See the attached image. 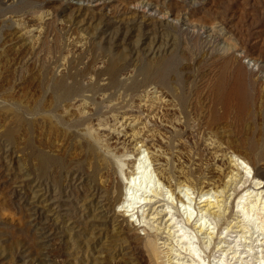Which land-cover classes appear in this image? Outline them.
I'll return each mask as SVG.
<instances>
[{
  "label": "rangeland",
  "instance_id": "obj_1",
  "mask_svg": "<svg viewBox=\"0 0 264 264\" xmlns=\"http://www.w3.org/2000/svg\"><path fill=\"white\" fill-rule=\"evenodd\" d=\"M30 26L42 30L32 43L21 32ZM172 60L166 86L153 74ZM239 71L259 97L231 99L224 112L219 86L229 90ZM150 85L167 100L154 129L171 183L223 191L220 210L205 214L214 233L194 230L206 264L264 261V236L236 207L255 180L222 156L239 154L264 185V0H0V264H165L169 247L197 264L169 241L166 206L144 208L140 241L122 234L123 184L89 133Z\"/></svg>",
  "mask_w": 264,
  "mask_h": 264
},
{
  "label": "bare ground",
  "instance_id": "obj_2",
  "mask_svg": "<svg viewBox=\"0 0 264 264\" xmlns=\"http://www.w3.org/2000/svg\"><path fill=\"white\" fill-rule=\"evenodd\" d=\"M148 7L149 5L147 4L146 8ZM38 19L43 20V14H39ZM41 31L35 26L24 27L21 30L22 34L30 39L31 43L35 38H38ZM214 32H217V30H210L208 37H213L216 34ZM218 33L219 35L217 36L222 40L221 48L224 52H229L236 47L234 43L230 41V43L226 42L224 37L220 35L221 32L218 31ZM175 60L171 61L168 65L171 67L168 69L162 72L157 69L158 71L153 74V77L162 82L163 85L170 86V73L175 72L174 66L177 63V61L176 63L174 62ZM164 63L165 61L161 60L152 65H149L150 63L147 65L164 66ZM151 68L146 67L143 69L142 75L144 80H147L151 75ZM237 74L236 81L229 90H227L228 87L219 86L217 103L220 104L224 112L229 110V100L231 99H238L244 96V99L248 98L251 100L253 98L256 101L259 97V90L254 89L253 82L251 81L248 84L246 80L240 79V77H243L241 71L237 72ZM151 85L145 86L140 91L134 99L135 104L132 107L130 106L131 109L123 110L120 115H112L111 124L94 123L95 125L89 128V133L102 151L106 172L108 170V172L112 173L120 186L121 183L123 184V198L117 207L118 211L116 210V215L122 218L124 223L121 231L122 234L128 235L130 233L134 240L140 241L141 238L137 233L139 228L137 227L143 226L145 223L146 210L144 208L151 204L157 205V208L166 206L164 214L167 216L166 222H168V225L165 229L170 238L169 241L174 243L179 250L186 252L191 258L190 261L194 262L196 260L197 264H206L207 256L204 257L203 250L194 230H197L198 233L204 232L207 237L214 233V228L205 214L212 210L214 206L220 210L221 205H219L220 200L218 199L223 191L218 187L210 188L206 182H203L202 186H199V190H195L185 179H182L183 177L180 179L176 178L177 180L171 183L172 180H169L170 177L167 176V169L163 164L164 162H162L164 154L157 144L158 136L155 134L156 129H154L157 124L160 125V122L162 123L163 121H161V115L157 110L167 100L160 90ZM251 91L254 93L252 94ZM180 101L181 105L184 106L185 100L182 96H180ZM78 102L80 103L76 106H85V100ZM168 106L172 109V106ZM107 107H110V104L106 105L105 108ZM85 114V111H80L81 116ZM254 147L251 144V148ZM225 153L222 156H225L226 160H228L229 168L233 169V166H235L237 169L242 170L248 179L255 180L253 183L255 188L246 190L245 195L239 198L236 207L240 210L244 219L252 221L253 233L264 236V216H261V212L264 211V197L261 196L262 193L264 194V185H262V180L258 178L260 175L259 171L257 169L252 175L248 163L239 154L232 151L228 154ZM213 158L218 159V154L215 153ZM231 163L233 165H230ZM213 169L218 175H224L225 177H229V179H232L235 175H233V170L226 172L222 167L217 166ZM106 182L107 188L109 182ZM160 202L163 204L158 205ZM176 213H179L181 219L176 216ZM191 226H193V229ZM126 239H128V236H126ZM210 239L211 237H209V241ZM147 246L148 250H150V242ZM167 249L163 253V257L166 259L164 260L165 264H189L183 260L181 256L182 252H178L173 247ZM150 252L152 253L154 250H150ZM175 253L177 254L175 255ZM154 258L158 259L156 253H154ZM263 262H260V264ZM210 263L225 264L222 259H214Z\"/></svg>",
  "mask_w": 264,
  "mask_h": 264
}]
</instances>
